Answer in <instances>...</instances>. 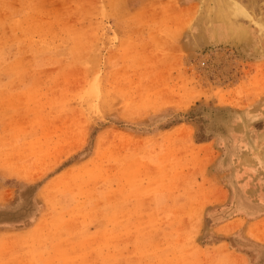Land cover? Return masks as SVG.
Wrapping results in <instances>:
<instances>
[{
    "label": "rangeland",
    "instance_id": "rangeland-1",
    "mask_svg": "<svg viewBox=\"0 0 264 264\" xmlns=\"http://www.w3.org/2000/svg\"><path fill=\"white\" fill-rule=\"evenodd\" d=\"M0 264H264V0H0Z\"/></svg>",
    "mask_w": 264,
    "mask_h": 264
},
{
    "label": "bare ground",
    "instance_id": "bare-ground-1",
    "mask_svg": "<svg viewBox=\"0 0 264 264\" xmlns=\"http://www.w3.org/2000/svg\"><path fill=\"white\" fill-rule=\"evenodd\" d=\"M221 21V20H220Z\"/></svg>",
    "mask_w": 264,
    "mask_h": 264
}]
</instances>
